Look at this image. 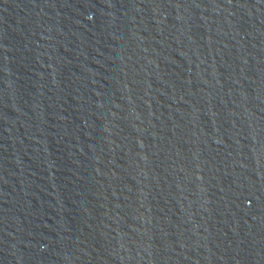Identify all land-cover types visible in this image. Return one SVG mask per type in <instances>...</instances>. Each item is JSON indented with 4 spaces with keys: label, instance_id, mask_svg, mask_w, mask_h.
I'll return each mask as SVG.
<instances>
[{
    "label": "water",
    "instance_id": "95a60500",
    "mask_svg": "<svg viewBox=\"0 0 264 264\" xmlns=\"http://www.w3.org/2000/svg\"><path fill=\"white\" fill-rule=\"evenodd\" d=\"M0 264H264V0H0Z\"/></svg>",
    "mask_w": 264,
    "mask_h": 264
}]
</instances>
